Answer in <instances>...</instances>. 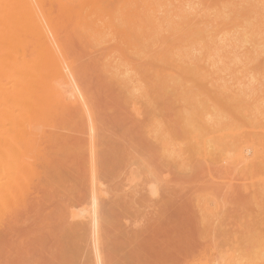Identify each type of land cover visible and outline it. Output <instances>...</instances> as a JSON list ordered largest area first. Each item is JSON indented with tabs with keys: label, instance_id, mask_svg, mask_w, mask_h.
<instances>
[{
	"label": "bare ground",
	"instance_id": "6f19581e",
	"mask_svg": "<svg viewBox=\"0 0 264 264\" xmlns=\"http://www.w3.org/2000/svg\"><path fill=\"white\" fill-rule=\"evenodd\" d=\"M198 1L0 0V264H43L38 261L46 257L43 262L48 264H72L74 257L78 264H121V259L106 254V229L116 228L113 219L118 218L117 209L141 214L142 219V214L151 216L162 207V201L179 199L174 182L178 173L190 177L201 174L197 189L186 194H190L188 200L199 214L205 235L211 237L207 264H264V112L260 111L264 89L258 94L262 98L255 91V85L261 86L256 79L261 75L263 81V73L258 74L263 67L253 65L264 56V1L234 0L236 5L249 2L247 5L253 6L248 8L252 20L243 6V14L240 9L234 14L235 10L223 8L232 0ZM201 3L205 9H216L220 18L212 15L213 21L210 15L214 9L207 14L201 7L205 10L202 14ZM225 10L228 18L234 14L231 19ZM253 17L255 23L250 22ZM240 30L241 43L249 44L241 55H254L250 57L252 65L259 69L257 77L252 66L251 78L243 73L256 80L254 88L247 78L248 84H243L245 76L243 80L235 78L239 64L249 60L241 58L240 50L233 52L236 59L240 56L244 60L237 59L241 62L234 68L235 77L232 70L222 72L232 73L234 82L231 76L230 81L221 74L219 81L223 82L216 83L213 77L217 74H212L224 62L219 66L212 60L215 52H210L211 46L220 44L218 54L227 52L225 47L235 40L231 34ZM247 32L254 38L259 32V38L248 41ZM209 52L210 57L203 56ZM252 97L255 101L250 106ZM108 98L125 101L127 119L154 140L166 166L156 165L157 160L150 159L152 154L147 157L146 152L137 151L126 158L123 174L117 173L121 163L112 166L117 152L106 147L111 127L102 117L105 112H100L104 110L102 101ZM176 103L182 111L177 125L187 136L183 140L191 144H186L187 149L176 147L177 138L169 136L172 145L162 119L159 122L161 115L165 117L170 111L168 104L171 113L175 110L173 115L180 112L179 107H173ZM158 104L164 112L168 109L167 113L158 110ZM255 107L260 115L251 114ZM73 115L80 124L75 131ZM65 118L72 129L64 123ZM188 152L201 163V172L188 163ZM78 194L80 204L75 201ZM110 205L117 206L112 207L117 211L110 210ZM169 206L162 212L170 210ZM142 219L141 223L140 218L124 224L118 221L117 228H125L122 234L139 235ZM43 252L49 254L44 257Z\"/></svg>",
	"mask_w": 264,
	"mask_h": 264
},
{
	"label": "rangeland",
	"instance_id": "374dc122",
	"mask_svg": "<svg viewBox=\"0 0 264 264\" xmlns=\"http://www.w3.org/2000/svg\"><path fill=\"white\" fill-rule=\"evenodd\" d=\"M196 2L198 1V0H195ZM199 1H201V0H199ZM198 1V2H199ZM213 0H209V2H212ZM214 1H216V0H214ZM213 1V2H214ZM233 1V2H232ZM232 1H228V2H226L225 3V5H224V7L223 8H225V6L227 7V10H228V8H229V11H230V9L231 10H235L236 12L234 13V14H236V13H238V10H239V13L240 14H243L242 12H240L242 9H241V6H243L242 8H245L246 9V11H245V9H244V13L245 12H247V14H248V17L250 18V9H248V8H253V6H251V7H249V5H247L249 2H246V3H244V4H241V5H236L235 3H237L238 1H234V0H232ZM242 0H240L239 2H241ZM264 1V0H263ZM256 2H258V1H256ZM256 2H255V4H254V6L256 5ZM204 3V2H203ZM203 3H201V5L202 6H199L200 8L202 7V8H204L205 9V6L203 7ZM263 3V2H262ZM197 4V3H196ZM199 4V3H198ZM210 4V3H209ZM250 4V3H249ZM200 5V4H199ZM205 5V4H204ZM229 7H228V6ZM262 5H264V4H262ZM197 7H198V5H196ZM196 6H195V8H196ZM258 6H259V3H258ZM258 6H257V8H258ZM198 7V8H199ZM237 7H240V8H237ZM262 6H261V3H260V6H259V9L261 8ZM202 8L200 9L203 13L202 14H204V11L205 10H207L206 11V13L207 14H211L210 12H208V10H213L214 8H212V9H210L209 7V9H207V6H206V9L203 11L202 10ZM232 8H234V9H232ZM262 8H264V6L262 7ZM260 9V10H263V9ZM195 10V9H194ZM199 10V9H198ZM197 10V11H198ZM199 10V11H200ZM215 10L216 9H214L213 11V13L210 15L211 16V18L213 17L212 15H217V13L215 12ZM252 10V9H251ZM228 11V12H229ZM257 11H259V10H257ZM257 11H255V14L253 15L254 17H255V19H256V13H257ZM264 11V10H263ZM225 12H226V10H225ZM252 12V14H253V11H251ZM227 13V12H226ZM230 13V12H229ZM232 13V12H231ZM231 13H230V15H231ZM260 14L262 13V11H260L259 12ZM201 14V16H203ZM205 15L206 17L208 16V15ZM234 14H232L231 15V17H229L228 18V13H227V19H231L232 17H233V15ZM260 14H258L259 15V17H260ZM224 16H222L223 18L225 17V14H223ZM262 15H264V12H263V14ZM216 17H218V18H220V16H216ZM216 17H215V19H216ZM254 17H253V20L254 21H250V22H256V20L254 19ZM264 17V16H263ZM203 18H204V16H203ZM214 18V17H213ZM212 18V19H213ZM226 18V17H225ZM209 19V18H208ZM250 20H252V18H250ZM264 20V19H263ZM213 21H214V19H213ZM226 21V20H225ZM228 21H230V20H228ZM228 21H226V23L228 22ZM249 22V23H250ZM250 25V24H249ZM249 25H245V27H247L248 26V28H250V26ZM246 29V28H245ZM245 29H242V32L245 30ZM249 30V29H248ZM247 30V31H248ZM250 31V30H249ZM240 33H238V34H231V37L230 38H232V37H234V38H232L233 40L235 39H237V42H235V40L234 41H231V44H225V45H227V47H229V46H231V45H234V46H232V48H230L231 49V51H232V53L234 52V51H236V52H234L235 54L237 53V51L239 52V50L241 51H245L247 48H249V46L248 47H246L247 45H249V44H243V43H241V40L240 39H242L241 38V30L239 31ZM246 32V31H245ZM247 33H249V32H247ZM250 33H251V31H250ZM250 33L248 34V36L250 35ZM259 33V32H258ZM258 33H256V34H254V36L255 35H258V36H256L255 38L252 36V34L249 36V37H251V39L248 37V41H255V40H257L258 38H259V34ZM237 36V37H236ZM238 40L240 41L239 42V44H238ZM235 42V43H234ZM218 45H220V44H218ZM217 45V48H216V46L215 45H212L211 47V50H210V52H212V54H213V52H215V53H217V55H215V53H214V56H216V57H212V55H211V57H212V60H216L215 61V63L216 62H218L219 63V66H220V64H222L221 62H224V65L221 67L220 66V68L219 67H217V68H215L216 67V65H215V70L217 71H214V72H212V74L213 73H216L217 75H218V77H219V79L218 78H216L217 77V75H216V77H215V75H214V77H213V75H212V77L216 80V83H222L223 81H219V80H222V79H220L221 78V76L223 77V76H228V78H229V80H230V78L232 77V75H236V73H237V76L235 77V75H234V77L236 78V80H237V77L238 78H242V80H243V77H244V81H241V83H243V84H248L247 82L249 81H252L250 78V75H249V73H252L251 71L253 70L252 68H255L256 69V66H254L253 67V65H258L259 67L261 66V67H263V68H261L260 69V72L258 73L257 72V70H259V69H254V71H256V72H254L253 71V74H254V76L255 77H257V75L258 74H260V73H263V77H262V79H263V81H264V64H262V63H260L263 59H264V56L262 55V57L260 58V60L261 61H259V62H254L253 63V65H252V62H251V59H250V57L251 58H253V56L254 55H249L250 57L249 58H247V55L248 54H246V57H244V55H243V57L245 58L244 60H246V58L247 59H249V60H247V61H245L244 63L243 62H241L243 59H241V58H243L242 57V55H241V53H242V51L239 53L240 54V56H241V58H239L240 56H237L238 58H239V60H241L240 62L242 63H240L239 62V60H237L236 58H235V54L233 53V54H231V52H230V49L229 48H227V47H225V49H228V51L230 52V56H229V52H228V56L230 57V59H229V57L227 56V57H225L226 55H227V52H225V53H223L222 51H220V53L222 52V55H220V53L218 54V51H219V49H218V47H220V49H222L221 48V46H218ZM221 45H223V44H221ZM214 47V48H213ZM237 47H239V48H237ZM245 47V48H244ZM214 51H213V50ZM218 51H217V50ZM234 49V50H233ZM223 51H224V49H223ZM210 52L209 53H207V54H203V56H209L210 57ZM260 52V51H259ZM223 54L225 55V56H223ZM238 54V55H239ZM199 55V54H198ZM219 55V56H218ZM201 56V55H200ZM218 57V58H217ZM222 57H224L225 59H227L228 61H229V65L231 64V63H233V62H238V63H240L239 65L243 68V65L245 66V69L243 68V71H242V68L238 65V63L237 64H232V65H230V66H232V67H228L227 65H228V61L227 60H223L224 58H222ZM232 57V58H231ZM217 58V59H216ZM218 59H220V60H218ZM233 59V60H232ZM211 60V62L213 63V61ZM218 60V61H217ZM221 60H223V61H221ZM243 60V61H244ZM259 60V59H258ZM251 62V64H250V62ZM225 62H227V63H225ZM247 62H249V65H247L248 63ZM263 62V61H262ZM211 63V64H212ZM218 63H217V65H218ZM257 63H260V64H257ZM236 65V66H235ZM248 67H247V66ZM224 66H226L225 68H224ZM239 66V67H238ZM249 66H250V68H249ZM251 66H252V68H251ZM212 67H213V64H212ZM211 67V68H212ZM236 67H238L237 69H236ZM259 67H257V68H259ZM223 68H224V70H223ZM228 68V69H227ZM231 68H233V69H231ZM236 69V73H234V70ZM213 69V68H212ZM211 69V70H212ZM217 69H221V70H217ZM225 69H226V71L228 70L229 72H232L231 74L230 73H228V74H230V75H227V74H223V73H227L226 71H225ZM238 69H240V70H238ZM251 69V71H249ZM214 70V69H213ZM223 70V71H222ZM230 70H232V71H230ZM225 71V72H224ZM239 71H241L242 72V74L239 72ZM261 71H263V72H261ZM219 72H221V73H219ZM223 72V73H222ZM245 72H248V74L247 73H245ZM246 74V75H249V79L246 77V75H244V74ZM256 73H258V74H256ZM222 74V75H221ZM238 74H241V75H243V76H241V75H239L238 76ZM221 75V76H220ZM231 76V77H230ZM259 76V75H258ZM234 77H232V81L234 82L235 80H233V78ZM260 77V79L258 78V79H256L257 80V83H258V85L260 84L261 86H259L258 88H257V85H255V83H256V80L253 78V76H252V78L254 79V81H252V86L253 85H255V87H256V90L255 91H257L258 90V92H257V95L259 94V90L260 89H264V82H263V84H262V82H261V75L259 76ZM228 78L226 79V80H228ZM246 78L248 79V81L246 80ZM230 80V81H231ZM229 81V82H230ZM260 82V83H259ZM256 83V84H257ZM243 84H242V87H244L243 86ZM209 86V85H208ZM246 87V86H245ZM244 87V88H245ZM249 88H250V86H248ZM248 87H246L247 89H248ZM263 87V88H262ZM208 88H211V87H208ZM243 88V89H244ZM253 88H254V86H253ZM252 87H251V89H253ZM246 90V89H245ZM261 93V92H260ZM264 95V92L261 94V96H263ZM258 96H260V95H258ZM258 96H256V94H255V97H256V99L255 100H257V99H259V98H257ZM254 97V96H253ZM252 97V100H250V102H249V104H251L250 106H252V104L254 103V101L255 100H253L254 98ZM262 98V97H261ZM263 98H264V96H263ZM117 99V98H116ZM258 101V100H257ZM256 101V102H257ZM259 101H261V102H263L262 101V99H260ZM163 102V101H162ZM260 102V103H261ZM124 103H125V101L123 102V100L122 99H119L118 98V100H113V98L111 99V100H109V98L108 99H106V100H103L102 101V106H103V108L102 109H104V110H101L100 112H105V113H102V117L104 118V120L106 121V123H107V125H109L108 127H111V128H109L107 131V149H111V151H116L117 152V154L114 156V159L113 160H115V161H112V166L113 167H117L120 163V167L121 168H119V169H117V173L120 171V174L122 175L123 174V172L125 171V168H123L125 165H126V162L128 161L126 158H128V157H131L132 156V154H136L137 153V151L138 152H146V154H148V155H146L147 157L149 156V154L151 155L150 157V159H154V161H156L157 163H156V165L157 164H159V165H163V163L162 162H164V160L163 159H161V157H160V149H158L157 147H155V145H156V143L154 142V140H152L151 139V137H149L148 136V138H147V135L145 136V133H143V131L140 129V127H136L137 126V123H133L132 121H130V120H128L129 118H128V116L126 115L127 114V110H125V105H124ZM164 103H166V102H164ZM164 103H163V106L164 107H167L166 105H167V103L164 105ZM178 103V102H177ZM176 103V104H177ZM259 103V104H260ZM111 104H113V105H111ZM126 104V103H125ZM160 104H161V102H160ZM176 104L173 106L174 107V109H175V107H179V104H177V106H176ZM256 104V103H255ZM257 104H258V102H257ZM118 105V106H117ZM159 105V104H158ZM173 105V104H172ZM112 106H113V108H112ZM122 106V107H121ZM170 106V107H169ZM249 106V107H250ZM260 106V105H259ZM258 106V107H259ZM262 106H264V104L262 105L261 104V106L260 107H262ZM161 105H159L158 106V110H162V113L164 114L168 109H166V111L164 112V110L163 109H161ZM168 107H169V110L170 111H173L172 110V106H171V104L169 105L168 104ZM248 107V108H249ZM257 107V106H256ZM256 107L255 108H253V110H255L256 109ZM259 107V108H260ZM258 108V109H259ZM112 109L114 110V111H112ZM179 109V111H180V107L178 108ZM250 109V108H249ZM258 109H256L255 111H257ZM111 110V111H110ZM251 110H252V108H251ZM252 110V112L251 111H249V112H251V114L252 115H260V112L259 111H257V112H259V114L258 113H255V111H253ZM261 110H263L262 111V113L261 114H263V112H264V108L262 107L261 109H260V111ZM126 111V112H125ZM170 111H167L166 113L167 114H165L166 116V118L164 117V115H161L159 112H161V111H159L158 113H159V115L158 116H156L157 117V119H159L158 117H160V115H161V118H160V120H159V122L161 121V119H162V121H161V124H163L162 126H164L165 125V128H164V132H166V138L168 139L169 138V142L173 145V141L172 140H175L176 138H177V140H175L176 142V147H178V148H184V149H187V148H189V146L191 145L190 143L188 144V142L189 141H185V140H183V138H186L187 139V136L186 135H184V132L181 130V128H180V126L178 127V122L179 123H181V115H179L178 113H181L182 111H180V112H178V111H176L177 113L175 114V115H173L174 114V112H175V110H174V112H170ZM206 111V110H205ZM118 112V113H117ZM171 114H170V113ZM208 112V111H207ZM157 113V114H158ZM228 113V112H227ZM104 114V115H103ZM108 114V115H107ZM120 114V115H119ZM118 116V117H117ZM167 116H169V117H171V118H169L168 119V117ZM228 116V118H230V114H228L227 115ZM262 117H263V115H261ZM261 116H259V117H261ZM70 117V116H69ZM74 117V118H73ZM258 117V119H260ZM262 117H261V119H262ZM66 118L67 119H70V118H68L67 116H66ZM64 119V120H66V122H64V123H66L67 124V119ZM125 118V119H124ZM128 118V119H127ZM178 118V119H177ZM255 118V117H254ZM76 119V121H74ZM156 119V120H157ZM175 119L177 120V121H175ZM118 120V121H117ZM79 120L75 117V115H73L72 116V126H76L77 128H73L71 125L68 127V125H69V122H68V124L66 125L69 129H72L73 131H75V130H78V127H79V125L77 124V122H78ZM167 121V122H166ZM62 122V121H61ZM74 122V123H73ZM108 122H109V124H108ZM130 122V123H129ZM157 122H158V120H157ZM169 122H171V123H169ZM64 123H61L60 124V126L62 127L63 126V124ZM76 123V124H75ZM113 123V124H112ZM128 123V124H127ZM166 123L168 124V126L166 125ZM175 123V124H174ZM74 124V125H73ZM112 124V125H111ZM161 124H160V126H161ZM65 125V124H64ZM115 125V126H114ZM120 125V126H119ZM135 125V126H134ZM183 125V124H182ZM66 126H64V127H66ZM74 126V127H75ZM138 126H139V124H138ZM160 127L162 130H163V127ZM64 127H62V128H64ZM66 127V128H67ZM183 127V126H182ZM113 128V130H111ZM167 128V130L165 131V129ZM169 128V129H168ZM75 129V130H74ZM173 129H175V130H173ZM139 130V131H138ZM183 132L182 134L179 132ZM131 131V132H130ZM133 131V132H132ZM178 131V132H177ZM111 134H110V133ZM158 134H161V133H159L158 132ZM180 134V135H179ZM110 135V136H109ZM112 135V136H111ZM113 135H114V137H113ZM120 135V136H119ZM110 137V139H112V140H110L109 139V137ZM116 136H118L117 138H116ZM131 136V137H130ZM143 136H144V138H143ZM169 136H171L173 139L171 140V137H169ZM176 136V137H175ZM146 137V138H145ZM131 138V139H130ZM133 138H134V140H133ZM137 138H139V139H137ZM121 139V140H120ZM123 139H124V141L125 142H123V144H122V141H123ZM146 140L147 142L149 141L150 142V144L149 143H147L146 141H144V142H142V143H140L141 145H139V142H141V141H143V140ZM149 139V140H148ZM110 140V141H109ZM120 140V141H119ZM139 140V141H138ZM181 140H183V142L185 143V145H184V143L181 141ZM112 141H114L113 142V144H111V142ZM119 141V142H118ZM127 141V142H126ZM138 142V144H137V142ZM182 143H181V142ZM133 142L134 143H136V145L134 144L133 145ZM146 142V143H145ZM179 142V143H178ZM124 143H125V145H127V146H124ZM127 143V144H126ZM117 144H118V148H116V146H117ZM129 144V145H128ZM186 144H188V145H186ZM144 145V146H143ZM119 146H121L120 148L121 149H119ZM134 146V147H133ZM188 146V147H187ZM129 147V148H128ZM143 147V148H142ZM151 147H152V149H151ZM126 148V149H125ZM127 148H128V150H127ZM133 148V149H132ZM157 150H155V149ZM127 151V152H125V150ZM148 149H151L150 151L148 150ZM153 149H154V151H153ZM142 150H144V151H142ZM147 150V151H146ZM124 151V152H123ZM135 151V152H134ZM133 152V153H132ZM153 152H155V153H153ZM130 153V154H129ZM120 156V157H119ZM161 156H162V153H161ZM193 156V157H192ZM160 157V158H159ZM192 157V158H191ZM194 155L191 153V152H188V154H186L185 155V158H188V160H189V162L188 163H192V165H194V167H197V168H195L196 169V171H200L201 169H202V166H201V163H198L199 161L196 159H194ZM124 160H123V159ZM156 158V159H155ZM159 160H158V159ZM121 159V160H120ZM161 159V160H160ZM126 160V161H125ZM123 161V162H122ZM123 163H125V164H123ZM161 163V164H160ZM122 165H123V167H122ZM163 166H166V165H163ZM166 170H169L170 169V167H164ZM175 171V170H174ZM201 172V171H200ZM182 175V174H181ZM179 173H178V177H177V179L176 180H174V182H175V184H177V187H175V192H177L176 194V197H178L179 199L177 200V198H173V200L172 201H170L169 203L168 202H166V201H162L161 203H160V205L162 206L161 208L159 207V209L157 210L156 209V212H154V213H150L151 214V216L153 217V218H151V216H148V214L146 215V213L145 214H142L143 216H144V219H142L141 218V214L139 215V214H135L133 211H130V210H122V211H119V208L117 209V210H114V209H116L117 208V206L116 207H111V205H110V210H114V211H117V213H119V214H117V213H115V212H113V213H115V214H117L115 217H117L118 216V218H120V219H118V218H115V219H113V220H115L114 221V223H113V227L115 226L116 228H112V230H110L111 229V227H110V229H106V230H108V231H106V232H108L109 234H111L110 235V239H108L109 238V234L107 235V238H106V241L108 242V245H109V247L110 248H112V250H113V252H112V250L111 249H109V247H108V245L106 246L107 247V255L108 254H110L109 255V258L110 257H112L113 255V257L114 258H117V259H121V264H193L195 261L197 262V264H207V262L209 261L208 259L211 257V251H210V249H211V246H210V238L207 236V235H205L206 233H205V231H203V230H205V227L202 225V223H201V221H200V217H199V214H197V210L193 207V205H191V202H190V200H188L189 199V197L188 196H190V194H192L194 191H195V189H197V185L196 184H198L197 183V180H198V177L201 175V174H199L198 176L197 175H194V176H192V177H190V175H182L181 176ZM197 177V178H196ZM201 177V176H200ZM193 180H194V183H193ZM182 183H181V182ZM195 181H196V183H195ZM185 182H187V183H185ZM189 182H190V184H189ZM191 182H192V185L193 186H191ZM180 183H181V185H180ZM185 184H187L188 186H189V188H188V186H186ZM194 185H196V186H194ZM179 186V187H178ZM186 186V187H185ZM183 187V188H182ZM187 188V190H185ZM193 188V189H192ZM190 189H192V190H190ZM192 191V193H190ZM183 192H184V194H186V193H190V194H186V195H183ZM78 193V191L76 192V194ZM180 193V194H179ZM80 196L81 195H76V197H75V201H76V204L78 203V204H80V202H81V198H80ZM188 197V198H187ZM183 200H182V199ZM81 199V200H80ZM176 199V200H175ZM186 200V201H185ZM174 201L176 202V204H173L174 203ZM173 202V203H172ZM181 202V203H180ZM172 203V204H171ZM166 206H169V208H170V210H166V213L165 212H162V211H164V209H165V205ZM178 204H183V205H179L178 206ZM159 205V204H158ZM163 205L165 206V207H163ZM172 205H174V208H172L173 206ZM175 205H177V207L175 206ZM123 206V205H122ZM182 206H183V208H182ZM190 206V207H189ZM107 208H109V206L107 207ZM106 208V209H107ZM171 209H173V211L174 210H176V211H174V213H173V211L171 210ZM189 209V210H188ZM110 210L108 209V211L110 212ZM124 211L126 212V215H125V213H124ZM170 212V213H173V214H171L173 217H175V215H177L176 217H178L177 218V221L175 222L174 221V219L176 220V217L175 218H173L171 215H169V213L168 212ZM123 213V217H124V219H122L123 217H122V213ZM176 212H178V213H176ZM158 214V215H156V214ZM162 213V214H161ZM164 213V214H163ZM115 214H113L112 216H114ZM121 214V215H120ZM135 214V215H134ZM149 214V215H150ZM168 214V215H167ZM137 215H139L138 217H137ZM180 215H181V217H180ZM125 216H126V218H125ZM142 216V217H143ZM166 216H168V218L166 217ZM192 216V217H191ZM162 217V218H161ZM166 217V218H165ZM172 217V218H171ZM136 218L138 219V218H140V222L139 223H141V219H142V224H139V226L141 225V227H143L144 229H142L141 227L139 228L138 227V231H139V235H137L136 233L135 234H130V235H126V233H121V232H124V230H125V228L123 227H121L120 226V229L119 228H117V225H118V227H119V224H116L118 221H120L121 223H127L128 221H135L136 220ZM146 218V219H145ZM147 218H149L150 220H148ZM171 218V219H170ZM117 219V220H116ZM121 219H122V221H121ZM163 219H164V221H163ZM173 219V220H172ZM192 219V220H191ZM147 220H148V223H147ZM170 220H172L173 222H168V221ZM197 220H199V221H197ZM124 221V222H123ZM126 221V222H125ZM150 221H151V223H150ZM160 221H162V222H160ZM145 224H144V223ZM164 222V223H163ZM175 222V223H174ZM189 222V223H188ZM162 223L164 224V225H162ZM168 223V224H167ZM200 223V224H199ZM143 225V226H142ZM167 225V226H166ZM170 225H173L172 227L170 226ZM196 225V226H195ZM110 226H111V224H110ZM146 226V227H145ZM193 226V227H192ZM124 229V230H123ZM142 229V230H141ZM113 230H115V233L113 232ZM150 230V231H149ZM112 232V233H110V232ZM119 232V233H118ZM143 232H145V233H143ZM148 232V233H147ZM207 232V231H206ZM118 233V234H117ZM140 233H143V234H140ZM208 233V232H207ZM120 234V235H119ZM113 235V236H112ZM119 235V236H118ZM132 235V239H133V241H131L132 239L131 238H129L130 236ZM122 236H123V238H122ZM127 236V237H126ZM129 236V237H128ZM113 237V238H112ZM116 237H118V238H116ZM201 237V238H200ZM126 238H128V239H126ZM138 238V239H137ZM113 239H115V240H113ZM117 239V240H116ZM124 239V240H123ZM131 239V240H130ZM137 239V240H136ZM113 240V241H112ZM120 240H123V242L122 241H120ZM125 240H127L126 242H125ZM120 243H119V242ZM113 244V246H110L111 245V243ZM128 242V243H127ZM134 243V245L132 246V244ZM110 243V244H109ZM122 243V244H121ZM125 243V244H124ZM132 243V244H131ZM206 243V244H205ZM121 244V245H120ZM130 244V245H129ZM207 244H209V245H207ZM124 245V246H123ZM137 245V246H136ZM205 245V246H204ZM129 246V247H128ZM115 247V248H114ZM134 247V248H133ZM116 248H118L117 250H115ZM206 248V249H205ZM110 250V251H109ZM201 250H202V252H201ZM119 252V253H118ZM46 253H48V252H45V254H44V252H43V256L44 257H46L47 255H46ZM113 255H112V254ZM132 253H135L134 255H132ZM49 254V253H48ZM115 254H116V256H115ZM38 256L39 255H42V253L41 254H37ZM107 255H106V257H107ZM118 255H120V257L118 256ZM202 255H205V257H206V259L204 258V256H202ZM43 257V258H44ZM200 259H199V258ZM42 257H40V259H43ZM46 258H48V257H46ZM46 258H44L43 260H46ZM77 257H74V262L77 260L76 259ZM108 258V257H107ZM198 259H199V261H198ZM205 259V260H204ZM43 260L41 261V262H39L38 261V263H43V264H45V263H47L46 261H45V263L43 262ZM73 262V263H74ZM196 262H195V264H196ZM72 263V264H73ZM48 264V263H47ZM75 264H78V263H76L75 262Z\"/></svg>",
	"mask_w": 264,
	"mask_h": 264
}]
</instances>
